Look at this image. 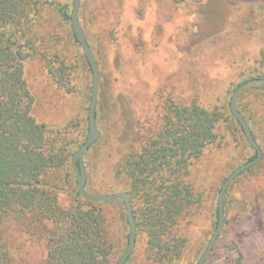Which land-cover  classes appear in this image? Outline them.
Here are the masks:
<instances>
[{"label": "rangeland", "instance_id": "374dc122", "mask_svg": "<svg viewBox=\"0 0 264 264\" xmlns=\"http://www.w3.org/2000/svg\"><path fill=\"white\" fill-rule=\"evenodd\" d=\"M39 1L43 6L31 33L41 52H58L74 68L75 88L67 93L58 86L41 54L30 58L25 70L36 99L33 115L50 128H68L69 139L81 143L89 134L86 108L90 104L80 94L88 74L80 67L72 28L62 24L46 4L67 5L72 12L74 0ZM85 7L90 41L98 59L102 63L108 60L113 68L114 85L97 125L101 136L84 156L86 189L92 194L126 193L129 182L119 180L115 169L127 152L129 122L135 124L136 133L131 144L138 146L144 137L156 136L162 130L170 100L179 105L196 102L203 107L225 104L231 102L237 86L263 73L264 0H86ZM112 43L114 48L108 51ZM250 87L240 95L244 101L258 92ZM217 133V142L190 166L191 179L200 180L204 202L197 211L182 217L174 229V234L187 241L177 264H196L204 255L218 225L215 209L221 187L253 153L234 119L225 118ZM68 173L73 176L70 166L62 176ZM226 200L232 205L204 264H264L262 169L238 176ZM105 211L111 222L109 239L119 262L128 246L126 220L118 205ZM0 233L14 258L26 264L46 260L45 244L28 231L26 220L10 216L0 223ZM125 264L153 263L140 243Z\"/></svg>", "mask_w": 264, "mask_h": 264}, {"label": "trees", "instance_id": "16d2710c", "mask_svg": "<svg viewBox=\"0 0 264 264\" xmlns=\"http://www.w3.org/2000/svg\"><path fill=\"white\" fill-rule=\"evenodd\" d=\"M46 4L59 15L62 24L72 28V43L80 67L88 74L80 94L90 104L93 71L74 33L72 12L67 5L53 1ZM85 5L86 0H82L79 17L100 68L96 110V121L100 126L101 114L114 91L113 68L108 60L102 63L94 51L90 22L84 18ZM42 6L39 0H0V223L14 215L26 220L28 231L44 242L47 249L42 264H118L114 245L109 239L110 217L105 209L117 205L122 208L129 245L130 225L123 201L84 199L77 188L72 158L86 139L81 143L71 141L68 128L64 131L50 128L39 123L33 115L36 99L25 70V63L30 58L41 54L48 62V72L55 83L67 93L75 88L74 68L58 52H41L31 33ZM113 45L108 51L113 50ZM260 67L263 73L254 78H264V50L260 53ZM251 89L258 92L245 101L244 95L240 96L237 107L249 123L263 156L259 164L239 176L257 169L264 173V85L255 84ZM89 107L86 110L89 111ZM165 110L162 130L156 136L144 137L138 146L131 144L136 135L135 124H127V152L115 169L119 180L129 182L126 193L138 227L136 245H144V253L153 264H177L180 261L187 241L174 234V229L182 217L203 205L200 180L191 179L192 163L208 146L217 142V130L225 118L234 119L243 131L231 112L229 101L203 107L196 102L179 105L170 100ZM86 121L89 122L88 113ZM86 130L89 132V125ZM246 142L253 150L249 162L258 153L247 139ZM94 145L96 143L89 150ZM69 166L73 176L71 173L62 176ZM71 187L73 189L69 191ZM231 205L232 201H225L224 216ZM215 216L219 221L218 203ZM133 255L134 252L126 262ZM0 264H26L14 258L1 233Z\"/></svg>", "mask_w": 264, "mask_h": 264}, {"label": "water", "instance_id": "95a60500", "mask_svg": "<svg viewBox=\"0 0 264 264\" xmlns=\"http://www.w3.org/2000/svg\"><path fill=\"white\" fill-rule=\"evenodd\" d=\"M82 0H74L73 2V9H72V25L73 30L76 35L77 40L79 41L83 53L86 55L93 71V86H92V98L89 108V134L85 143L78 149V151L73 155L72 163L74 166V170L76 173V180L78 183V190L81 196L84 199L91 200V201H98V202H109L115 200H121L125 206V212L129 221L130 225V237H129V245L124 254L122 255L121 259L119 260L118 264H125L128 257L132 255L136 247V239H137V222L134 216L132 204L129 198V195L125 192H116L112 194H92L87 192L86 190V182H87V175H86V167L84 162V156L88 152L89 148L97 142L100 138L101 133L97 126L96 121V110L99 98V90H100V68L96 56L89 45L87 38L84 34V30L82 28L80 22V9H81ZM255 84H263L264 85V78H253L249 79L242 84H240L237 89L234 91L233 96L230 102L231 112L234 115L235 119L240 123L245 137L247 141L250 143L251 146L257 151L258 155L255 159L246 162L239 167H237L224 181L219 196H218V209H219V221L216 230L213 233V236L210 240L208 248L201 259L196 264H204L208 259L209 255L211 254L215 243L218 239L220 231L223 228L225 216H224V205L227 191L233 181L243 172L248 170L249 168L259 164L262 160L263 152L255 140L252 130L250 128L249 123L241 114L237 107V102L240 95L243 93L245 89L248 87L255 85Z\"/></svg>", "mask_w": 264, "mask_h": 264}]
</instances>
